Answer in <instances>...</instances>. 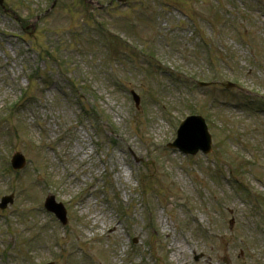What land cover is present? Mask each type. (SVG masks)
<instances>
[{
  "label": "rangeland",
  "instance_id": "1",
  "mask_svg": "<svg viewBox=\"0 0 264 264\" xmlns=\"http://www.w3.org/2000/svg\"><path fill=\"white\" fill-rule=\"evenodd\" d=\"M53 1L4 0L10 9L0 10V110L10 115L0 124V200L15 194L0 209V264H264V200L260 211L256 197L239 191L264 197V104L254 98L264 93V0H57L51 9ZM106 38L122 41L124 59L110 57ZM131 43L158 62L136 48L130 58ZM38 67L54 81L33 85L37 99L10 114L28 86L26 69ZM199 79L221 83L201 87ZM63 85L79 94L60 95ZM190 101L204 106L208 155L166 145ZM84 104L99 122L82 113ZM18 149L28 165L5 174ZM232 164L242 167L235 178ZM214 169L222 180L208 175ZM143 177L156 189L150 197ZM49 193L67 207L66 225L46 211ZM35 224L62 246L27 243L40 233Z\"/></svg>",
  "mask_w": 264,
  "mask_h": 264
},
{
  "label": "water",
  "instance_id": "2",
  "mask_svg": "<svg viewBox=\"0 0 264 264\" xmlns=\"http://www.w3.org/2000/svg\"><path fill=\"white\" fill-rule=\"evenodd\" d=\"M176 145H179L182 149L188 152L196 153L199 148L205 151L211 149V137L207 132V126L204 120L200 117H192L188 119L181 127L179 131V138ZM19 161H23L22 155L16 156ZM17 165H21L18 163ZM47 207L57 212L64 222L67 221L66 211L61 204H57L54 201V197H50L47 201Z\"/></svg>",
  "mask_w": 264,
  "mask_h": 264
},
{
  "label": "bare ground",
  "instance_id": "3",
  "mask_svg": "<svg viewBox=\"0 0 264 264\" xmlns=\"http://www.w3.org/2000/svg\"><path fill=\"white\" fill-rule=\"evenodd\" d=\"M181 251H183V249L179 247V249L177 250L178 256L181 254Z\"/></svg>",
  "mask_w": 264,
  "mask_h": 264
}]
</instances>
